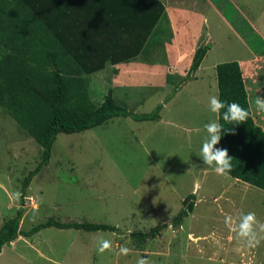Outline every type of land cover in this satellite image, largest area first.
Masks as SVG:
<instances>
[{
  "label": "rangeland",
  "instance_id": "1",
  "mask_svg": "<svg viewBox=\"0 0 264 264\" xmlns=\"http://www.w3.org/2000/svg\"><path fill=\"white\" fill-rule=\"evenodd\" d=\"M212 2L223 16H212L209 22L214 48L206 65L214 57L219 60L244 53L241 41L264 52V0ZM32 59L34 63L25 72H15L12 85H0V227L16 214L22 181L41 159L56 92L45 57ZM90 79L91 87L72 89L69 94L77 91L81 112L102 103L112 87V73ZM173 90L156 95L143 111L151 112L150 106ZM201 90H211L210 97L218 95L213 81ZM193 91L197 90L175 96L162 114L166 121L184 110L182 117L190 116L183 120L186 129L202 127L195 134L162 122L143 146L136 139L141 127L130 117H115L87 131L59 133L50 163L27 190L21 229L55 218L110 223L121 232L43 228L4 245L0 264H137L140 259L147 264H264V239L249 246L224 222L227 215L235 218L241 212H254L262 219L261 203L240 198L232 207L224 194L226 179L204 164L199 149L188 150L187 145L185 149L187 138L204 140V126L213 117L209 99L194 101ZM69 98L65 113L69 112ZM123 128L127 132H122ZM173 132L180 134L176 137ZM191 193L197 196L194 211L181 226L173 225L172 218ZM263 193V189L251 186L240 195ZM164 222L170 225L153 239L139 243L131 236L132 231H147ZM101 238L111 242V249L102 254L97 250ZM122 247L129 249L127 255L121 253Z\"/></svg>",
  "mask_w": 264,
  "mask_h": 264
},
{
  "label": "crops",
  "instance_id": "2",
  "mask_svg": "<svg viewBox=\"0 0 264 264\" xmlns=\"http://www.w3.org/2000/svg\"><path fill=\"white\" fill-rule=\"evenodd\" d=\"M41 11L47 16L49 27L34 18L37 25L34 37L41 39L43 43L40 49L44 53L57 51L61 70L73 73L71 78L75 80L77 87L88 89L91 87V77L100 73H112L111 85L115 102L133 108L137 113H146L143 107L165 89H170V93L186 77L196 49L202 43L211 45L193 78L168 101H165L168 95L157 101L164 102L160 119L135 120L141 127L136 137L141 145H145L146 137L152 135L162 122L170 126L175 125L176 130L180 128L186 130L188 134L202 130L201 126H194L193 129L188 126L186 129L183 120L187 117L190 119V116L182 117L184 110L180 114L176 112L166 121L162 111L175 96H181L186 90H197L193 91L194 101L203 102L209 99L210 96L207 94H210L211 90H206L205 94L201 87L210 85L212 81L218 92L216 96L220 98L217 64L232 60H237L241 65L253 118L264 129V111H258L255 106L256 97H264V52L252 50L239 39L245 48L244 53L219 60L214 57L210 59L209 65H206V60L214 48L209 22L212 16L221 14L212 0H97V4L93 0H48V5L43 4ZM257 30L261 33L260 26H257ZM261 34L264 37V32ZM61 38L68 39L69 48L60 42ZM74 54L97 56L100 57L99 61H103V57L108 60L102 68H95L89 74L76 60ZM75 102H79L78 98ZM157 102L150 106L151 110L158 105ZM121 117L127 118L124 116L116 118ZM193 119L197 122L196 118ZM212 121L219 123V114L213 113L210 122ZM146 126L154 129L143 130ZM167 130L172 129L168 127ZM122 132L127 131L123 128ZM179 134L173 132L176 137ZM202 143L203 141H191L187 138L185 149L187 145L188 150H200ZM217 147L220 148V143ZM217 175L226 179L224 194L228 195L232 207L237 205L238 199L249 198L258 200L263 206L261 209L264 208V193L240 195L253 185L228 174L230 177ZM196 189L195 186L193 192ZM259 221L264 222V216Z\"/></svg>",
  "mask_w": 264,
  "mask_h": 264
},
{
  "label": "trees",
  "instance_id": "3",
  "mask_svg": "<svg viewBox=\"0 0 264 264\" xmlns=\"http://www.w3.org/2000/svg\"><path fill=\"white\" fill-rule=\"evenodd\" d=\"M93 2L97 4V0H93ZM43 4L48 5V0L43 2L42 0H0V85H12V80L16 77V71L18 73L25 72L27 67L30 68L31 64L34 63L32 56H42L45 57L51 80L56 87L51 114L45 126L41 159L22 181L16 214L4 221L0 227V254L4 245L16 240L19 236H33L43 228L51 226L120 233V229L110 223L62 221L55 218H49L34 225L29 230H23L20 225L24 216L27 190L34 177L50 163L53 145L59 133L81 132L103 125L117 116L131 117L137 121L158 120L161 118L160 112L164 105V102H162L151 112L137 113L133 108L117 104L113 97V88L109 87L102 103L97 104L90 110L81 112L77 107L81 99L79 100L76 90L83 89V87L75 85V80L71 78L72 72L61 70L58 64L57 51L44 53L40 49L43 45L42 40L34 37L37 28L34 18L41 20L49 27L47 16L41 11ZM161 9V12H163V4ZM60 42L66 48L70 47L68 39L61 38ZM210 48V44L202 43L196 49L186 77L176 85L173 93L193 78ZM255 51L259 52L258 48H255ZM74 57L89 74L95 68H102L106 64L105 61L108 60L103 57V61H99L100 57H93V55L77 56L74 54ZM93 61L98 64H94ZM217 77L220 88L219 99L227 103L236 102L249 111L246 122L238 125L228 124L222 119L224 110H221L219 114V123L224 128L221 133L220 148H226L230 157L233 158V170L228 175L264 190V129L253 118L240 63L237 60L218 63ZM72 89L76 90L72 95H69ZM173 93L166 97L165 101H168ZM68 96L72 98V101L69 102V112L65 113V105L68 106ZM77 98L78 103L75 102ZM228 129H234L235 134L232 131H227ZM196 198L195 193H191L184 198L182 208L171 220L173 225H182L184 218L193 212ZM169 225V223L164 222L151 227L147 231H132L131 236L142 243L157 237Z\"/></svg>",
  "mask_w": 264,
  "mask_h": 264
},
{
  "label": "clouds",
  "instance_id": "4",
  "mask_svg": "<svg viewBox=\"0 0 264 264\" xmlns=\"http://www.w3.org/2000/svg\"><path fill=\"white\" fill-rule=\"evenodd\" d=\"M255 106L258 111H264V97L257 96L255 99ZM209 109L211 112L220 114L222 119L228 124L238 125L245 123L249 117V111L243 108L236 102L227 103L221 101L217 96L213 95L209 98ZM207 136L204 138L202 147L198 155L202 158L204 164L212 167L219 175H227L233 170L232 157L226 148H218L224 131L223 126L217 121H212L205 124ZM235 134L234 129H228ZM225 225L231 231H234L239 240L245 241L249 246H256L260 243L261 238H264V222L257 219L254 212L238 214L237 217L227 215L225 217ZM98 252L101 254L106 250L111 249V242L106 239H100L97 242ZM121 253L127 255L129 249L122 247ZM137 264H147L143 259L137 261Z\"/></svg>",
  "mask_w": 264,
  "mask_h": 264
}]
</instances>
